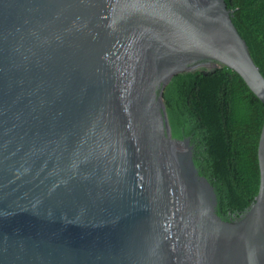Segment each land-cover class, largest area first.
<instances>
[{
	"label": "water",
	"instance_id": "95a60500",
	"mask_svg": "<svg viewBox=\"0 0 264 264\" xmlns=\"http://www.w3.org/2000/svg\"><path fill=\"white\" fill-rule=\"evenodd\" d=\"M264 77L224 0H0V264H264L259 184L233 220L171 135L163 90Z\"/></svg>",
	"mask_w": 264,
	"mask_h": 264
},
{
	"label": "trees",
	"instance_id": "16d2710c",
	"mask_svg": "<svg viewBox=\"0 0 264 264\" xmlns=\"http://www.w3.org/2000/svg\"><path fill=\"white\" fill-rule=\"evenodd\" d=\"M224 1L264 77V0ZM162 96L171 135L190 139L194 164L214 187L217 215L235 219L258 190L264 104L234 71L207 65L176 74Z\"/></svg>",
	"mask_w": 264,
	"mask_h": 264
}]
</instances>
